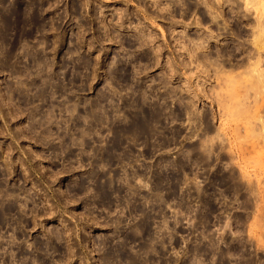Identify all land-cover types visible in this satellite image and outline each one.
Returning a JSON list of instances; mask_svg holds the SVG:
<instances>
[{
  "label": "rangeland",
  "instance_id": "rangeland-1",
  "mask_svg": "<svg viewBox=\"0 0 264 264\" xmlns=\"http://www.w3.org/2000/svg\"><path fill=\"white\" fill-rule=\"evenodd\" d=\"M194 2L0 0V264H264L255 12Z\"/></svg>",
  "mask_w": 264,
  "mask_h": 264
},
{
  "label": "bare ground",
  "instance_id": "bare-ground-1",
  "mask_svg": "<svg viewBox=\"0 0 264 264\" xmlns=\"http://www.w3.org/2000/svg\"><path fill=\"white\" fill-rule=\"evenodd\" d=\"M204 1L207 4L206 12H208L209 15H211V20L217 21V24L219 25V29H220L221 26H220L219 17L223 16V18H226L225 17L226 8H224V2L225 3L231 2L233 0H217L218 5H215L214 1L213 2H211L210 0H204ZM245 1H246V5H245L246 10L255 12V18H254L255 20L251 26L252 27L251 33H249V35L251 34L253 36V44H254L253 50L254 51L253 50H251L253 52L250 51L251 54L249 55L248 61H249L250 66L253 65V67L251 68L253 80L258 84V87L260 88L259 90L260 93H263L264 92V67H262V65L264 64V0H245ZM228 5L230 4L228 3ZM223 27H226V26H223ZM212 36L210 38H206L202 36L200 37L199 40L195 41V43L193 42L194 45L192 44V47L193 46L194 47L192 48V51H194V54L195 52H196V55L198 54L197 49L205 48L206 46L204 42L211 41ZM220 51L224 52V49L221 47ZM207 52H210V51H205L204 52L205 54L203 55L207 56L208 54ZM254 57H255L254 61H250ZM218 59L217 61L212 60V62L218 65V69H216V71L221 72L224 70L225 63L221 64V62H218ZM243 62L244 61H241L238 66H240L241 64L243 65L244 64ZM226 79L235 80V77L228 74L226 76ZM258 119L260 120L262 124L260 128L261 130L258 133V135L261 141H264V119L261 116L260 117L258 116Z\"/></svg>",
  "mask_w": 264,
  "mask_h": 264
},
{
  "label": "flooded vegetation",
  "instance_id": "flooded-vegetation-1",
  "mask_svg": "<svg viewBox=\"0 0 264 264\" xmlns=\"http://www.w3.org/2000/svg\"><path fill=\"white\" fill-rule=\"evenodd\" d=\"M189 1V3L187 4L188 6V9H199V10H201L202 9V5L200 6L197 2H194V0L192 1V0H188ZM193 2V3H192ZM195 4V5H194ZM194 6H196V7H194Z\"/></svg>",
  "mask_w": 264,
  "mask_h": 264
}]
</instances>
